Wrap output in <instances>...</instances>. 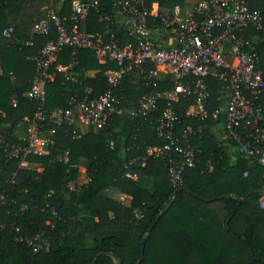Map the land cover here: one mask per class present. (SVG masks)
<instances>
[{
    "label": "trees",
    "instance_id": "obj_1",
    "mask_svg": "<svg viewBox=\"0 0 264 264\" xmlns=\"http://www.w3.org/2000/svg\"><path fill=\"white\" fill-rule=\"evenodd\" d=\"M142 1L148 9L158 4L157 16L150 17L157 25L162 16L172 17L175 6L187 5L186 0ZM39 2L52 5L72 27L69 0H0V133L9 142L16 140L17 126L36 107L35 100L25 95L35 75L32 58L57 34L54 29L30 35L13 30L6 37L2 31L23 5ZM249 5L264 18V0H249ZM104 14L111 15L113 22L103 20ZM78 27L89 33H103L108 27L120 39L128 31L112 0L96 2ZM246 35L254 37L258 65L264 69V39L252 28ZM132 41L136 43L137 38ZM119 67L112 61L98 62L88 48L63 46L51 66L53 80L42 84L44 108L67 107L71 98L86 95V89L91 90L90 97L103 93L109 87L106 71ZM193 78L191 74L175 78L162 69L158 88L171 89L175 80L185 83ZM205 81L210 93L207 117L186 114L192 97L184 92L174 105L179 116L176 134L191 125L192 143L202 149L195 165L185 169L184 182L178 187L171 184L157 157L149 156L144 165H128L144 156L148 147L163 144L150 120L160 115L164 100L153 114H138L137 102L151 86L137 71L124 75L113 88L118 104L103 128L84 132L65 123L50 125L55 129L53 143L45 154L28 156V166H19V159H9L0 149V192L8 203L0 205V264H264V208L260 207L264 165L256 159L250 165L233 140L219 137L226 122V98L222 82L210 76ZM258 102L264 118V95ZM73 129L79 137H73ZM226 144L233 148L235 160ZM82 161L89 179L77 193L72 186ZM149 177L151 188L142 183ZM111 188L129 195L131 205L102 195ZM12 200L34 201L37 207L22 211ZM37 233L48 241V247L34 251L26 239Z\"/></svg>",
    "mask_w": 264,
    "mask_h": 264
},
{
    "label": "built area",
    "instance_id": "obj_2",
    "mask_svg": "<svg viewBox=\"0 0 264 264\" xmlns=\"http://www.w3.org/2000/svg\"><path fill=\"white\" fill-rule=\"evenodd\" d=\"M69 2L70 20L73 22L71 28L52 5L46 7L47 18L36 24L39 29L34 28L35 33L41 34L54 29L57 38L45 43L32 58L35 61V75L25 95L35 100L36 107L30 118H24L31 124L28 133L22 137L16 136L14 142L7 141L0 133V149L6 152L9 159H19V166H22L28 156L45 154L47 147L53 143L55 132L50 125L65 123L76 127L91 125L96 129L103 128L118 104L113 88L124 75L137 71L150 80L151 86L137 102L138 114H153L159 109L158 102L164 100L160 115L150 120L163 144L148 147L146 154L130 160L129 166L135 160L144 165L149 156L157 157L163 161L171 184L174 187L182 185L185 169L195 165L202 149L192 143L195 131L191 125H186L180 135L176 134L179 116L174 105L179 93L184 92L192 97L186 114L193 118L207 117L210 93L205 78L208 76L222 82V92L226 98L224 138L236 143L237 152L250 165L255 159L264 165V118L258 102L259 97L264 95V69L258 65L254 37L246 35L252 28L264 39V18L259 10L250 7L249 0H195L191 5L179 6V11L175 6L172 17L162 16L160 25L150 21V17L157 16L156 2L148 9L142 0H112L115 13L124 19L128 27L125 39L113 36L108 27L103 33L80 30L79 22L84 21L96 2ZM201 4L205 6L201 7ZM75 6L84 9L86 14L77 12ZM189 11L191 14L187 15ZM102 19L113 22L109 14H104ZM140 30L147 31L148 35H142ZM10 33L8 26L2 31L6 37ZM133 38H137L136 43L132 41ZM63 46L88 48L98 62L112 61L120 67L106 71L109 87L103 93L90 97L91 90L86 89V95L71 98L67 107L46 110L42 84L53 80L51 66ZM162 69L175 78L184 74H191L194 78L185 83L175 80L171 89L161 90L158 88V76ZM33 87L39 90L28 95ZM217 113L218 110H215L213 115ZM79 136L73 129V137ZM247 174L248 170H245L244 175ZM12 182L15 183V180L12 179ZM12 202L22 211L37 207L34 201ZM0 205H8L4 192H0ZM260 207L264 208V197ZM50 213L55 215L54 209ZM15 230L21 233L19 226ZM19 238H24L22 233ZM26 241L32 244L34 251L48 247V241L40 233Z\"/></svg>",
    "mask_w": 264,
    "mask_h": 264
},
{
    "label": "crops",
    "instance_id": "obj_3",
    "mask_svg": "<svg viewBox=\"0 0 264 264\" xmlns=\"http://www.w3.org/2000/svg\"><path fill=\"white\" fill-rule=\"evenodd\" d=\"M97 3H109L111 0H95ZM195 2V0H186V3L188 5H191ZM50 5L47 2H39V3H30L25 4L22 6L21 10L12 18L10 25L8 27L11 28V31H16L18 34L21 35H30L34 32V28L36 24H38L40 21L45 20L47 18L46 14V7ZM224 111V109H223ZM31 127V124L23 120L16 128L15 135L22 137L25 136L29 129ZM82 131L86 132L89 128H94L91 125H82L79 126ZM224 125L221 127L219 137L224 140ZM95 129V128H94ZM226 151L231 155V159L235 160V152L233 148L226 144ZM134 164H137L138 161L135 160L133 162ZM131 178L137 179V176L135 174L130 175ZM88 175L85 172V164L84 161L81 162L80 168H79V176L77 182L72 186V189L75 192H80L81 187L88 181ZM142 183L147 187L151 188L152 186V178H146L142 181ZM102 195L106 197H111L118 202H120L122 205L130 206L131 205V197L123 192H121L118 189L111 188L107 189L102 193Z\"/></svg>",
    "mask_w": 264,
    "mask_h": 264
},
{
    "label": "clouds",
    "instance_id": "obj_4",
    "mask_svg": "<svg viewBox=\"0 0 264 264\" xmlns=\"http://www.w3.org/2000/svg\"><path fill=\"white\" fill-rule=\"evenodd\" d=\"M205 5L204 4H201V7H204ZM76 7V11L77 12H83L84 14H86V11L84 9H82L81 7L79 6H75ZM177 11H179V6L177 5ZM190 11L187 13V15H190ZM37 29H39V25L36 26ZM141 31V34L142 35H148V32L147 31H144V30H140ZM70 66V65H69ZM118 74V73H117ZM39 88L37 87H33V90L30 91L29 93H27L28 95H32L34 94V92L38 91ZM191 110V109H190ZM83 119V118H82ZM84 123H87V121L84 120ZM22 166H28L27 162H22Z\"/></svg>",
    "mask_w": 264,
    "mask_h": 264
}]
</instances>
